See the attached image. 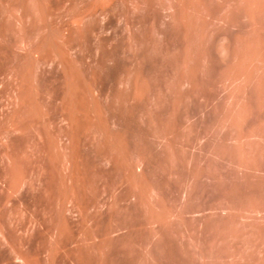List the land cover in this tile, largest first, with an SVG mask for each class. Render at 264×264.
<instances>
[{"label":"rangeland","instance_id":"374dc122","mask_svg":"<svg viewBox=\"0 0 264 264\" xmlns=\"http://www.w3.org/2000/svg\"><path fill=\"white\" fill-rule=\"evenodd\" d=\"M261 84L264 0H0V264H264Z\"/></svg>","mask_w":264,"mask_h":264},{"label":"bare ground","instance_id":"6f19581e","mask_svg":"<svg viewBox=\"0 0 264 264\" xmlns=\"http://www.w3.org/2000/svg\"><path fill=\"white\" fill-rule=\"evenodd\" d=\"M188 1V0H187ZM196 1V0H195ZM179 2V1H178ZM246 2V1H245ZM245 2H243V3H245ZM189 3H191V2H189ZM252 4V2H247V4ZM185 4H186V2H185ZM192 4V3H191ZM196 4V3H195ZM190 6V5H189ZM252 6V5H251ZM195 7V10H196V5L194 6ZM194 14V13H193ZM250 13H247V15H249ZM194 16H195V14H194ZM193 16V17H194ZM196 17V16H195ZM194 17V18H195ZM250 17H252L251 19H253V16L251 15ZM250 18H249V20H251ZM254 21V20H253ZM255 24V23H254ZM254 27V26H253ZM256 28V27H255ZM258 28V27H257ZM248 35V34H247ZM251 35V34H250ZM250 35H248V36H250ZM252 37V36H251ZM250 37V38H251ZM246 38V37H245ZM249 38V37H248ZM246 40V39H245ZM249 40V39H248ZM255 40V39H254ZM239 41V40H238ZM240 41H242L243 43H244V40H240ZM250 41V40H249ZM249 41H248V43H249ZM242 42H241V44H242ZM247 42V41H246ZM238 44H239V42H237ZM245 44H247V43H245ZM245 44H244V47H245ZM257 44V43H256ZM248 45V44H247ZM240 46V45H239ZM242 46V45H241ZM254 46H255V43H254ZM236 47V46H235ZM258 47H259V44H258ZM247 48V47H246ZM243 49V48H242ZM253 49H254V47H253ZM246 50V49H245ZM252 50V49H251ZM258 50V49H257ZM257 50L255 51V50H253V51H255V52H257ZM234 51H235V49H234ZM241 52V51H240ZM250 53H252V52H250ZM249 52H248V55L250 54ZM254 53V52H253ZM236 54V52L234 53V55ZM239 54V53H238ZM256 54V53H255ZM243 55V54H242ZM252 55V54H251ZM256 56V55H255ZM252 57H253V55H252ZM247 59V58H246ZM245 59V60H246ZM240 60H244V58L243 57H239V60H238V58H237V62L238 61H240ZM250 60H252L251 58H250ZM239 63H241V61L239 62ZM247 64V63H246ZM245 64V65H246ZM252 64V63H251ZM244 65V66H245ZM235 66H237L238 67V65H235ZM239 66H242V65H239ZM236 67V68H237ZM228 68H229V66H228ZM235 68V67H234ZM235 68V69H236ZM245 68H246V66H245ZM252 69H254V68H252ZM237 70H238V68H237ZM236 70V71H237ZM245 70V69H244ZM228 71H229V69H228ZM227 71V72H228ZM235 70L233 71V72H236ZM226 72V73H227ZM238 72V71H237ZM236 72V73H237ZM241 72H244L243 70H241L240 71V73ZM235 73V74H236ZM243 74V73H242ZM241 74V75H242ZM241 75H236L237 77L238 76H240L241 77ZM237 77H235V79L237 80ZM239 79V78H238ZM261 80V79H260ZM259 83H260V81H258ZM257 82V83H258ZM263 83V82H262ZM244 84V83H243ZM250 84V83H249ZM258 86H260L259 84H258ZM261 86L263 87L264 85H262L261 84ZM242 87H243V85H242ZM243 89V88H242ZM257 89H260V87L258 88L257 87ZM262 89V88H261ZM241 90V89H240ZM242 91V90H241ZM239 93H243V92H240L239 91ZM262 93V92H261ZM264 96V94H262L260 97L262 98ZM260 98V100L262 101V100H264L263 98L261 99ZM259 100V101H260ZM261 101H260V104L261 105H263L264 104V102H263V104L261 103ZM244 105V104H243ZM261 105H260V108L259 109H261V108H264V107H261ZM264 106V105H263ZM241 107V106H240ZM239 107V108H240ZM238 108V109H239ZM242 108V107H241ZM244 108H246V107H244ZM243 108V109H244ZM241 111H242V109H240ZM239 110V111H240ZM262 110H264V109H262ZM262 110H260V112H262L261 114L262 115H264V111H262ZM244 111V110H243ZM246 111V110H245ZM253 111V110H252ZM247 112V111H246ZM254 112V111H253ZM256 112V111H255ZM258 112V111H257ZM245 113V112H244ZM244 113H242V114H244ZM242 114H240V115H242ZM253 114V113H252ZM257 115L256 117H258V119H261V116L262 115ZM255 117V116H254ZM256 117L254 118V120L256 121L254 124H253V122L251 121V123H250V125H246V118H242L241 119V122H240V124L237 126L238 127V129L239 128H241V126L242 127H246L247 129H245L246 130V132H244V134L245 135H243V136H241L242 138H248V139H250V138H252L251 136H253V133H254V131H256V132H258L259 133V138H261V140L264 138L263 137V135H262V132H264V124L263 125H261V123H257V121H260V122H263L262 121V119L261 120H256ZM260 117V118H259ZM264 118V117H263ZM236 121V120H235ZM252 124V125H251ZM256 124V125H255ZM245 125V126H244ZM234 126H235V123H234ZM240 130V129H239ZM258 138V139H259ZM237 140H239V138L237 139ZM243 140H245V139H243ZM261 140H259V142H262ZM248 142H242L241 143V141L239 140V141H237V143H239V144H234L233 146V148L230 150L232 153H231V157L230 158H232L233 159V163H234V161H236V165H238V167L237 166H235L236 167V169H234V170H232L235 174H232V172H231V174L233 175V176H239V177H237L238 179L241 177L242 179H243V181H241V182H243V184H244V186L246 185V188L247 187H249V189H250V186L249 185H251L252 184V182L254 181L255 183H261V186L264 184V146L263 145H261L259 142L258 143H255V141L254 140H252V141H254V142H252V141H249V140H247ZM236 142V141H235ZM243 143H245V144H243ZM241 144H243V145H241ZM232 161V160H231ZM240 168V169H239ZM239 171V173H237L238 171ZM237 171V172H236ZM232 175H231V177H232ZM235 178V177H234ZM237 178H235V179H237ZM231 179H233V177L231 178ZM240 180V179H239ZM239 180H238V182H239ZM252 180V181H251ZM232 181V180H231ZM230 182V181H229ZM262 182H263V184H262ZM232 183V182H231ZM230 183V184H231ZM233 183H235V182H233ZM236 183H237V181H236ZM240 183V182H239ZM229 185V184H228ZM234 186H235V184H233ZM253 185V184H252ZM258 185V184H257ZM234 186H232V188H233V191H234ZM242 186V185H241ZM256 186V185H255ZM229 187H230V185H229ZM264 187V186H263ZM232 188H231V190H232ZM252 188H254L253 186H252ZM258 188H259V185H258ZM225 189H226V187H225ZM262 189V188H261ZM236 190V189H235ZM240 190V189H239ZM242 190V189H241ZM247 190L248 189H246L245 190V192H247ZM258 190V189H257ZM256 190V191H257ZM263 190V189H262ZM224 191V190H223ZM230 191V190H229ZM249 191H252V193H251V195L253 194V193H258V192H253V190H249ZM258 191H261V190H258ZM264 192V191H263ZM231 193V192H230ZM243 194V193H242ZM246 194V193H245ZM250 194V192L248 193V195ZM231 195H232V193H231ZM244 195V194H243ZM247 195V197H249L250 196V198L252 197V198H254V194L251 196V195H249L248 196ZM258 196H260L261 198L264 196L263 194H257ZM240 196V195H239ZM243 197H245V196H243ZM255 197L256 198H260V197H257L256 195H255ZM237 199L238 198H236V202H237ZM240 199V198H239ZM238 199V200H239ZM241 199H242V197H241ZM255 199V198H254ZM258 199H255L254 200V202L253 203H255V205L257 206V204H258V202L257 201H259ZM264 199V197L262 198V200ZM245 200H247V198L245 199ZM257 200V201H256ZM248 201L250 202H252L253 201V199H251V200H249L248 199ZM264 201V200H263ZM249 202H247V204H251V202L249 203ZM257 203V204H256ZM259 203H261V200H260V202ZM246 204V203H245ZM245 206V205H244ZM251 206H253V204H251L250 205V207ZM262 206V205H261ZM260 206V207H261ZM246 207H249V206H247L246 205ZM254 207V206H253ZM258 207V206H257ZM259 207V208H260ZM245 208V207H244ZM254 208H256V207H254ZM246 209V208H245ZM248 209V208H247ZM253 209V208H252ZM264 208L262 207V209H258V210H263ZM249 210V209H248ZM247 210V211H248ZM254 210V209H253ZM250 211V210H249ZM248 211V212H249ZM255 211V210H254ZM264 211V210H263ZM262 211V212H263ZM246 213V212H245ZM252 214V213H251ZM255 214V213H254ZM259 214V213H258ZM260 215V214H259ZM251 216V215H250ZM263 216H264V214H263ZM249 217V216H248ZM256 218V217H255ZM248 219V218H247ZM264 219V218H263ZM251 220H254V219H251ZM249 222V221H248ZM252 223V222H251ZM254 223H255V220H254ZM250 225V224H249ZM251 225H253V223L251 224ZM250 225V226H251ZM255 226V225H254ZM253 226V227H254ZM262 225H260L259 227H261ZM252 227V226H251Z\"/></svg>","mask_w":264,"mask_h":264}]
</instances>
